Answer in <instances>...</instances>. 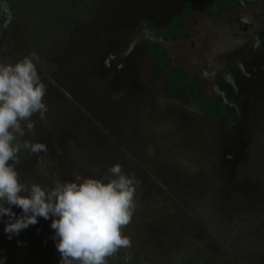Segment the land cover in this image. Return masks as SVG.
<instances>
[{"label":"rangeland","instance_id":"obj_1","mask_svg":"<svg viewBox=\"0 0 264 264\" xmlns=\"http://www.w3.org/2000/svg\"><path fill=\"white\" fill-rule=\"evenodd\" d=\"M214 1L0 3V60L33 57L47 87L46 121L34 116L25 138L48 151L21 153V181L107 177L119 163L139 182L122 229L130 246L107 264H264V0L241 11L247 29L235 12L214 18L196 8ZM188 4L190 35L173 42L165 33ZM47 20L58 29L41 35ZM150 45L227 113L209 117L156 79ZM50 223L40 218L11 241L0 223L7 264H58Z\"/></svg>","mask_w":264,"mask_h":264},{"label":"clouds","instance_id":"obj_2","mask_svg":"<svg viewBox=\"0 0 264 264\" xmlns=\"http://www.w3.org/2000/svg\"><path fill=\"white\" fill-rule=\"evenodd\" d=\"M47 87L34 58L24 56L15 63L0 60V223L11 241L21 232L50 220V239L58 264H107L122 247L130 246L122 234L135 211L138 181L119 163L107 169V177L76 175L74 180H56L51 187L20 179L22 152L46 153L45 143L26 139L33 132L37 116L46 121L49 109L44 101ZM40 228L36 234L39 235ZM26 248L28 241L16 240ZM48 240L42 241L47 247ZM0 250V264H7Z\"/></svg>","mask_w":264,"mask_h":264},{"label":"trees","instance_id":"obj_3","mask_svg":"<svg viewBox=\"0 0 264 264\" xmlns=\"http://www.w3.org/2000/svg\"><path fill=\"white\" fill-rule=\"evenodd\" d=\"M5 0H0V3ZM13 3L15 0H6ZM249 4L248 0H244ZM241 3L239 0H225L220 3L207 6V14L210 17H222L226 12L240 9ZM195 7V6H194ZM193 14V5H188L186 10L177 15L171 21L166 35L173 42H178L183 37L190 35V24L187 21ZM51 22H53L51 24ZM41 35L48 32H53L58 29V24L53 20L41 22ZM149 50L154 58L159 62V65L154 70L156 79H163L169 84L172 91L182 98L191 101L205 115L214 118H222L228 111V106L223 101H214L209 98L204 91L199 90L200 82L192 79L190 72L186 68L175 70L170 69V60L168 52L159 45H150Z\"/></svg>","mask_w":264,"mask_h":264},{"label":"flooded vegetation","instance_id":"obj_4","mask_svg":"<svg viewBox=\"0 0 264 264\" xmlns=\"http://www.w3.org/2000/svg\"><path fill=\"white\" fill-rule=\"evenodd\" d=\"M223 1H225V0H221V1H214V2H211V3H207V4H201V5H198V6H196V8H202L203 10H205V12H206V14H207V9H206V7L207 6H211V5H213V4H216V3H220V2H223ZM240 1V3H241V8L240 9H235V10H231V11H228V12H235L236 13V22H237V24H238V29H247L248 28V26L249 25H247V23H245L243 20H241V18H240V13H241V11H243V10H248L250 7H251V1L250 0H248V2H249V4H247V2H245L244 0H239ZM188 5H190V4H188ZM188 5H186V8H187V6ZM186 8L184 9V11L186 10ZM183 11V12H184ZM182 12V13H183ZM181 13V14H182ZM227 13V12H226ZM225 13V14H226ZM181 14H179V15H181ZM208 15V14H207ZM209 16V15H208ZM224 16V15H223ZM222 16V17H223ZM210 17V16H209ZM214 18H216V17H214ZM217 18H221V17H217ZM173 20V19H172ZM171 24V23H170ZM184 38V37H183Z\"/></svg>","mask_w":264,"mask_h":264}]
</instances>
